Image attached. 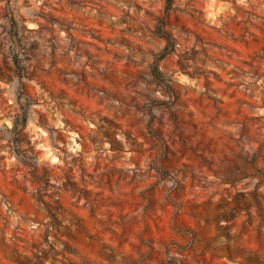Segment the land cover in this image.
<instances>
[{
	"label": "rangeland",
	"instance_id": "1",
	"mask_svg": "<svg viewBox=\"0 0 264 264\" xmlns=\"http://www.w3.org/2000/svg\"><path fill=\"white\" fill-rule=\"evenodd\" d=\"M0 264H264V0H0Z\"/></svg>",
	"mask_w": 264,
	"mask_h": 264
},
{
	"label": "trees",
	"instance_id": "2",
	"mask_svg": "<svg viewBox=\"0 0 264 264\" xmlns=\"http://www.w3.org/2000/svg\"><path fill=\"white\" fill-rule=\"evenodd\" d=\"M171 4H172V0H165V8H166V11L170 10L171 9ZM155 33L157 35H159L160 37H162L164 40H165V45L163 47V49L161 50L160 52V57H163L165 54L169 53L170 50L168 49L169 46H173L174 44V40L173 38H171L169 36V34L166 33V31L163 29L162 27V22H160L157 27H156V30H155ZM25 126V121H19V115H16L14 118H13V121H12V127H11V130L14 132V135H17V133L19 131H21ZM10 143H11V149L12 151L14 152L15 156L20 159L21 157V154L18 152V150L16 149V146H17V140H16V136H13L12 139L10 140Z\"/></svg>",
	"mask_w": 264,
	"mask_h": 264
},
{
	"label": "clouds",
	"instance_id": "3",
	"mask_svg": "<svg viewBox=\"0 0 264 264\" xmlns=\"http://www.w3.org/2000/svg\"><path fill=\"white\" fill-rule=\"evenodd\" d=\"M46 151H47V149H46ZM49 155H50V153H49Z\"/></svg>",
	"mask_w": 264,
	"mask_h": 264
}]
</instances>
